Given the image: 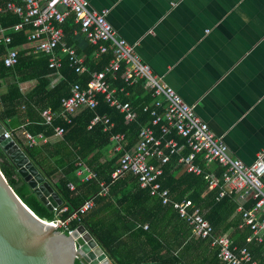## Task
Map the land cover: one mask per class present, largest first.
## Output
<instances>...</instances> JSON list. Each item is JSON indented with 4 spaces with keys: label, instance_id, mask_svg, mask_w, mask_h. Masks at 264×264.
Segmentation results:
<instances>
[{
    "label": "crops",
    "instance_id": "obj_1",
    "mask_svg": "<svg viewBox=\"0 0 264 264\" xmlns=\"http://www.w3.org/2000/svg\"><path fill=\"white\" fill-rule=\"evenodd\" d=\"M88 1L95 10H109L107 19L116 31V35L129 44L137 45L142 61L150 66L157 76L163 78L167 85L175 89L188 105L196 107L198 116L208 123L216 137L229 146L234 157L248 165L255 163L260 153L264 152V0ZM75 36L82 37L80 45L84 49L85 36L81 32V26L76 30ZM30 47L28 43L24 46L28 54H31ZM82 58L84 61L87 59L85 55H82ZM100 59L101 55H95L94 66L99 65ZM122 70L124 72L120 77L117 74L116 77L110 75L107 78L118 101L133 106L138 100L142 101L151 95L146 85H144L146 91L138 87L135 93L128 92V89L134 87H128L125 84L123 80L125 68ZM60 72L54 71L47 77L52 89L58 87L64 80ZM98 72L100 71L96 73ZM86 76L89 77V75L79 77ZM12 82L14 79L8 77L1 88L2 94L7 92ZM37 84L36 80L22 82L19 85L20 91L26 96ZM35 103H30L32 109L24 103L18 115L8 119L6 123L0 120L6 130L12 133L13 139L24 149L29 147L24 137V132H28V126L42 119L43 110L51 109L43 107V104L37 106ZM152 103L154 104V99ZM62 111L56 113L58 119L62 118L66 121L61 116ZM134 112L139 121V109L138 111L134 109ZM132 123L135 122L127 124ZM40 134L31 135L38 137ZM42 135L46 139L36 138L37 143L32 148L38 149L39 158L44 161V168L35 166L41 168L49 185L58 194L63 203L61 209H68L69 202L62 195L60 185L65 177L64 171L60 170L51 179L47 175L59 168L58 164L64 156L67 162V149L59 146L63 137H58L56 134L49 137ZM173 137L178 139L179 136L173 134ZM127 142L130 143L128 137ZM137 142L138 138L135 145ZM135 145L129 151H132ZM48 148L54 152V155L51 153L52 156H50L47 152ZM57 151H61V156H58ZM185 153L189 155L190 151ZM94 156L98 157V160L94 161L90 167L89 161ZM123 156L124 152H116L115 143L110 138V145L106 149L101 152L96 151L87 160L78 158L75 163L76 173L77 164L82 163L98 176L93 171L94 168H104L116 160L119 166ZM177 162L178 159L174 158L170 171L176 179L179 180L184 175H196L188 173ZM199 164L206 169V174H217L218 168L215 165L205 166L202 157ZM113 173L108 175L111 179ZM167 174L169 172L162 178L164 188L169 189L178 200L190 198L189 194L192 191L187 186L184 190H179L187 194L183 199L179 198L181 196L179 191L173 192L171 188L165 186ZM126 179L123 178L119 183ZM96 181L100 187L103 183H107V180L103 181L99 176L97 180H94ZM79 183L86 184L76 175V181L69 183L75 187L72 193L78 192ZM116 185H113L111 190ZM111 190L110 201L101 202V199H97L90 218L94 224L104 222V225L113 229L114 236L122 237L123 244L119 248V258L125 264H214L211 253H206L203 249L199 251L194 248L195 245L185 251L184 246L189 244L192 238L201 239L193 236L190 226H186L187 222L180 218L173 207L166 206L162 202L163 208H159L152 200L139 195L140 192L133 185L125 187L120 184L114 190L115 195ZM80 195V193L75 195L74 199ZM109 196L107 197L110 198ZM203 196L209 204L213 198H216L212 208L199 205L206 218L207 212H213L216 206L221 205V202L218 199L219 195L215 196L214 191L209 189V183ZM107 197L103 199H108ZM156 198L162 201L160 197ZM239 200V198L231 199L222 204V207L215 208L214 215L221 220L216 233L229 235L235 246L249 247L252 252L251 245L264 246V243H259L257 240L248 242L252 232L243 224L242 215L238 210ZM252 202L254 201L246 200L243 206L248 208ZM234 205H237V209L232 212ZM59 211L56 215L58 219H61L62 215ZM139 229L143 230L144 236L134 235ZM246 235L248 244L240 246L239 243ZM210 246L216 251V247L211 244ZM160 249L163 252H159ZM254 256L257 262H264V254L262 259L258 254ZM164 258L167 259L166 262L161 261ZM112 261L118 264L113 258ZM217 264L222 263L219 261Z\"/></svg>",
    "mask_w": 264,
    "mask_h": 264
},
{
    "label": "built area",
    "instance_id": "obj_2",
    "mask_svg": "<svg viewBox=\"0 0 264 264\" xmlns=\"http://www.w3.org/2000/svg\"><path fill=\"white\" fill-rule=\"evenodd\" d=\"M6 13L16 15L21 20L12 27L14 31L30 28L26 31L28 44L31 46L29 52L32 55L43 53L49 56V69L52 71H61L64 66V61L58 54L60 50L69 56L71 67L78 76L88 73L84 59L76 48L67 44L66 33L60 27L73 15L76 23L81 26L85 39L97 48L96 56L112 53L113 59L104 71L92 74L86 87L80 84L73 86L71 95L63 99L61 116L67 123L71 124L72 117L84 108L95 110L99 97H104L106 104L123 113L127 123L136 122L138 116L134 109L130 104H123L115 98V92L107 80L110 75L116 77L122 68H125L123 80L128 87L144 82L154 99V104L143 109L145 114L153 118L152 125L141 127L138 142L132 151L126 150V134L111 136L116 152H124V156L113 173L112 184L101 185L102 197L109 196L112 185L132 175L138 179L140 188L150 190L152 196L160 197L166 206L173 207L180 218L192 228L195 238L210 241L211 245L218 249L217 256L222 264H264L257 262L249 247L239 248L233 244L229 235L216 233L192 199L178 200L162 183L166 167L172 164L174 158L178 159L179 166L188 173L204 175L209 189L218 188V199L239 198L238 210L242 215L243 224L252 232L248 242L257 240L264 243V152L260 153L252 165L234 157L229 146L216 137L208 123L198 116L196 107L188 105L175 89L167 85L163 78L157 76L151 67L142 61L137 45L129 44L116 35L107 19L109 10H95L88 0H24L22 5L0 0V16ZM10 29L5 27L0 19V43L7 46H10L13 40L9 35ZM19 56L20 49H9L4 61L6 67H16ZM41 116L43 124L52 127L58 119V115L51 109L43 110ZM98 124L104 125L105 131H110L115 126L109 117L96 114L88 127L89 130ZM65 133L64 126L55 128L56 136L64 137ZM175 133L186 142L181 144L173 137ZM24 137L29 147L37 143L36 138L46 139L42 134L35 137L29 132H24ZM4 138H13L12 133L6 130ZM186 151H190L189 155H186ZM201 157L205 166L218 165L222 168L221 177L215 173L206 174L205 168L199 164ZM77 167L76 175L83 183L98 179V176L82 163H78ZM69 190L73 192L75 187L69 185ZM246 200L255 202L251 209L243 206ZM95 207V199L88 201L68 220H59V229H69L73 221H81V217L93 211ZM58 211L63 215L68 209L59 208L55 213ZM73 231L70 230L69 233Z\"/></svg>",
    "mask_w": 264,
    "mask_h": 264
},
{
    "label": "trees",
    "instance_id": "obj_3",
    "mask_svg": "<svg viewBox=\"0 0 264 264\" xmlns=\"http://www.w3.org/2000/svg\"><path fill=\"white\" fill-rule=\"evenodd\" d=\"M5 1L14 2L22 5L24 0H5ZM0 19L2 20V23L5 27L11 28L9 31V35L13 38L10 46L0 43V102H1L0 120H2L5 123L8 119L15 118L18 115L19 110L24 103L27 104L29 108H31L30 103L36 102L37 104L36 103L35 104L37 106L43 104V107L51 108L52 110H54L55 113H60L62 111L63 99L71 95L73 86L80 84L83 87H86L91 80V75L96 73L97 71L101 72L113 59V55L111 53L104 55L102 54L101 59L99 60L100 61L99 65L94 66L95 63L94 59L96 55L95 52L97 51V48L90 45L88 41L85 39L84 49H82V46L80 45L82 41V37L75 36L76 30L79 29L80 26L76 23V18L73 15L72 17L68 18L66 23L62 24L60 27H62L66 33L67 44L70 47L76 48L80 56L82 55L86 56L87 59L85 61L86 62L85 67L87 68L88 73L84 75H89V77L87 76L79 77L76 71L71 67L69 56L65 55L59 50L58 54L60 58H62L64 61L63 69L60 72L64 80L58 87L52 89L51 83L47 78L52 73H54V71L49 69V56L43 53H40L38 55L28 54L27 50H25L26 48H24V46H26L28 43V34L26 33V31L30 28L27 27L22 31H14L12 27L15 24L19 23L21 20L18 16L13 15L11 13H6L5 15L0 16ZM14 48L20 49L19 62L16 67L8 69L4 61L6 56L8 55L9 49H14ZM123 72L124 70H121L117 76L120 77L123 74ZM8 77L14 79V82H12V84L9 86L7 92L5 94H2L1 88L3 87V84ZM80 78H88V79H80ZM27 80L28 81L36 80L38 84L31 93L25 96L20 91L19 85L20 83L25 82ZM144 85H145L144 82H140L139 84L135 85L134 88L132 89L127 88V89L128 92H132V93H135L138 87H141L144 89V91H146ZM134 98L137 99V97ZM98 102L99 104L95 110H90L88 108L82 109L80 113L73 118L71 124L67 123L62 118H59L55 122L54 127L44 125L42 119H39L37 122H33L31 125L28 126V132H30L31 134L37 135L41 133L47 137L54 135L55 128L58 126L62 125L66 129V133L63 137V140L59 143V146H64L63 148L66 147L67 162H65V156H64L61 159L60 163L58 164L59 168L55 171H51L47 173V175L48 178L51 179L52 177L56 176L60 170L64 171L65 177L63 181L60 183V185L62 187L61 189L62 195L69 202L68 212L63 214L61 216V219H58L56 213L49 212L48 209L44 207L40 203V201L33 195L31 190L27 186L19 188L18 191L16 192L19 198L36 214V216H38L41 220L47 223H54L59 220L62 221L68 220L73 213L79 211L88 201L92 199H95V201L101 199V202L110 201L111 199L110 196H109L110 198L107 197L108 199H103V197L101 196L102 189L100 185L97 183V181L96 182L91 181L86 184L79 183L77 186L78 192L76 194L72 193L68 189L69 183H71V181L73 182L76 181V168H75L76 161L78 160V158L81 160H87L91 158L96 151L101 152L102 150L106 149L110 145L111 136L118 133L127 134L130 143L127 142L125 147L126 150H130L132 147H134L136 143V139L138 138L141 126L152 125L153 118L151 117V115L143 114L144 107L151 106L153 104L152 103L153 99L151 98V95L148 96L146 99H143L142 101L138 100L133 104V106L130 104L132 107H134L135 110L138 111L139 109L140 118L139 121L129 125L125 121V116L122 113L116 111L115 109L111 108L108 104L105 103L104 97H99ZM96 114L103 116L107 115L110 121L115 124L114 128L110 131H105L104 125L98 124L94 126L91 130H88V127ZM157 129L159 130V128ZM178 140H180L181 143L186 142V140L183 139L182 137H178ZM25 150L27 151L28 156L31 159V162L34 165L44 168L43 166L44 161L39 158V153L37 148L27 147ZM47 152L50 153V156L54 155V152H52L50 148L47 149ZM58 156H61V151L58 152ZM96 160H98V157L94 156L89 161V166ZM0 167L11 187L19 186L20 178L17 175L14 167L7 161L1 150H0ZM118 167H119L118 160H116L109 163L104 168H94L93 171L96 174H98L101 180L103 181L107 180V184L111 185L112 179L108 175L109 174L111 175L113 172H115ZM215 167L218 168L217 174L219 177H221L223 173V169L221 170V168L218 165H215ZM170 171H171V165L166 167V173L169 172V174H167L168 176L167 182L165 183L166 187L171 188L173 192H178L179 190L181 191L184 190V187L187 186L192 191V192L190 191L191 193L189 194L190 198L193 199V201L196 203L197 206L201 205L202 207L205 208L209 206L210 208H212L216 198H213L212 202L209 204L207 202V199H205V197L203 196V193L208 188V182L205 180L204 176L184 175L178 180ZM127 177H126L127 179L124 178L126 179L125 181L119 183L120 181L123 180L122 179L117 182L119 184L117 183L114 184L117 185L112 188L113 191L111 190L113 192V195L116 194V191L114 192V190H116V188L120 184L121 185L123 184L125 187H129L133 185L140 192L139 195H143L147 197L148 199L155 202L159 208L161 209L163 208L162 201L152 196L150 190L140 188L138 179L136 177L132 175H129ZM212 191H214L215 196L216 195L218 196L220 193V190L218 188ZM79 193L81 195L74 199V196L78 195ZM180 195L181 196L179 198L183 199V197H185V195L187 194H184V192H180ZM231 199L233 198L225 197L220 199L219 202H221L220 203L221 205H218L215 208L222 207V204H225L228 200ZM253 205L254 202H252V205L249 206L252 207ZM215 208L213 212L212 211L207 212L206 219L210 221V223L214 226L216 231L221 225V220L215 217L214 215ZM235 209H237V205H234L232 212L236 211ZM91 215H92V211L87 215L82 216L81 221H73L69 229H59V231L66 232L67 234H69L70 230H75L79 226L85 225L87 229L93 234V236L99 241V243L105 249L106 253L111 258L116 260L118 264H125L119 258V248L120 245L123 244L122 237L114 236L113 229L107 225H104V222H98L97 224L91 222V218H90ZM185 224L186 226L188 225V223ZM190 230H192L191 227ZM142 232L143 230L139 229L137 232H135L134 235L136 237L144 236ZM210 244L211 242L208 240H203V239L195 240L194 238H192L189 244H186V246H184V249L186 251V249L192 247V245H195L194 246L195 249H199V251L203 249L204 252L211 253V256L213 258L212 262L214 264H217V262H219L217 256L218 251L217 249L215 251L214 248H211ZM247 244L248 243H247V235H246L243 237L239 245L244 246ZM251 248L254 255L258 254L260 259L263 258L264 246L251 245ZM159 252H163L162 249H160ZM161 261L166 262L167 259L164 258ZM77 264H83V263L80 260H78Z\"/></svg>",
    "mask_w": 264,
    "mask_h": 264
},
{
    "label": "water",
    "instance_id": "obj_4",
    "mask_svg": "<svg viewBox=\"0 0 264 264\" xmlns=\"http://www.w3.org/2000/svg\"><path fill=\"white\" fill-rule=\"evenodd\" d=\"M5 132L0 123V150L20 184L11 187L0 167V264H116L85 225L73 233L60 232L58 222L41 220L19 198L16 192L27 186L49 212L63 206L27 151L15 139H5Z\"/></svg>",
    "mask_w": 264,
    "mask_h": 264
}]
</instances>
